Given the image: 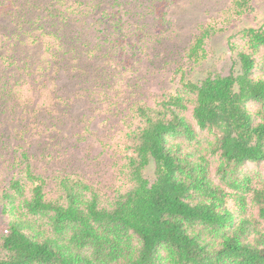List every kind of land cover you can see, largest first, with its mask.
<instances>
[{
  "label": "trees",
  "instance_id": "1",
  "mask_svg": "<svg viewBox=\"0 0 264 264\" xmlns=\"http://www.w3.org/2000/svg\"><path fill=\"white\" fill-rule=\"evenodd\" d=\"M250 1L235 0L236 14ZM207 34L187 52L193 64ZM240 36L242 45L228 43L237 73L194 82L179 68L174 92L136 106L121 169L126 186L111 197L65 176L49 199L45 180L28 167L12 179L2 194L9 220L0 264H264V178L245 169L264 165V73L256 74L264 24ZM150 166L153 178L145 175Z\"/></svg>",
  "mask_w": 264,
  "mask_h": 264
},
{
  "label": "rangeland",
  "instance_id": "2",
  "mask_svg": "<svg viewBox=\"0 0 264 264\" xmlns=\"http://www.w3.org/2000/svg\"><path fill=\"white\" fill-rule=\"evenodd\" d=\"M234 3L0 0V235L9 220L2 194L26 167L45 180L49 199L65 176L108 198L125 188L121 169L136 106L174 92L179 68L194 82L239 71L229 40L242 45L243 28L264 24V0H251L240 15ZM204 31V57L193 64L187 52ZM257 61L256 74L264 73V51ZM216 162L210 157L213 168ZM152 168L145 175L153 178ZM245 169L264 178L262 163ZM246 214L256 210L248 206Z\"/></svg>",
  "mask_w": 264,
  "mask_h": 264
}]
</instances>
